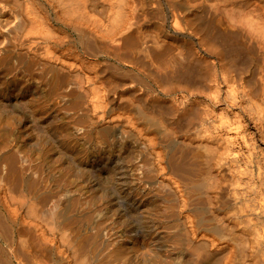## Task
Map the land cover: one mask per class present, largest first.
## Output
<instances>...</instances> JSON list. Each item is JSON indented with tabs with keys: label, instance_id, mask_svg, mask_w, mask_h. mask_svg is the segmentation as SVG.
<instances>
[{
	"label": "bare ground",
	"instance_id": "bare-ground-1",
	"mask_svg": "<svg viewBox=\"0 0 264 264\" xmlns=\"http://www.w3.org/2000/svg\"><path fill=\"white\" fill-rule=\"evenodd\" d=\"M223 87L258 181L264 0H0V264H264Z\"/></svg>",
	"mask_w": 264,
	"mask_h": 264
},
{
	"label": "rangeland",
	"instance_id": "rangeland-1",
	"mask_svg": "<svg viewBox=\"0 0 264 264\" xmlns=\"http://www.w3.org/2000/svg\"><path fill=\"white\" fill-rule=\"evenodd\" d=\"M204 54H206L204 51H202ZM249 61H245L244 67L247 66L245 69L248 68ZM220 69L219 64L214 67V71L218 73ZM177 89L176 92L177 94L182 93V91L190 87V89H194L193 91H199L200 89H203V86L201 83L196 81V79H193L190 82H187L186 79H177ZM188 86V87H187ZM225 94V87L221 89V91L217 94L216 100H209L205 99L203 97H200L202 101H204L206 104L209 105V107H213L214 111L212 112L213 114L211 117L208 119L211 124H212L210 130L211 133L217 134L221 136L222 138L230 140L228 143L232 146L234 151L232 149L226 153V165L228 166L229 172L233 174V177L235 179V182L229 186V188L226 190L227 194L230 196L231 202H257V196L254 197L251 193V187H254L255 190H259V187L263 185L264 183V166L262 167V173L259 175L258 181L256 180L255 174H253V180L250 178L252 177V174L250 172V168L245 165L244 159L240 158L239 162H234L233 160L231 161V157L234 155V153L246 155V149L243 148L240 152H236L238 150V145H237V140H235V129L234 125L235 123H232L231 126H228V124H225L224 122L220 121L219 119V113L221 110L224 108V104L222 101V97ZM229 119H232V114L230 113L228 115ZM184 127V126H183ZM182 129H184L183 133L178 132V130H170L172 131L171 133L175 135L176 140H179L182 142L183 145H186L188 149H193L190 145V136L189 132L190 130L186 126ZM175 131V132H174ZM259 150L262 152L260 153V157L264 156V144H259ZM251 181H255L254 183H250ZM262 195H264V190H262ZM250 199V201H249Z\"/></svg>",
	"mask_w": 264,
	"mask_h": 264
}]
</instances>
